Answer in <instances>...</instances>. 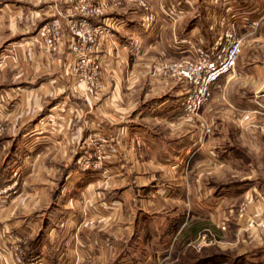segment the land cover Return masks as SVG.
I'll use <instances>...</instances> for the list:
<instances>
[{
    "label": "crops",
    "instance_id": "crops-1",
    "mask_svg": "<svg viewBox=\"0 0 264 264\" xmlns=\"http://www.w3.org/2000/svg\"><path fill=\"white\" fill-rule=\"evenodd\" d=\"M96 1L102 86L89 94L69 89L65 39L35 42L74 0L0 1V186L16 181L0 211V264H151L144 249L156 247L152 264H197L209 247L264 264V231L246 226L264 219V0H144L151 22L138 0ZM229 25L236 65L184 116V86L157 67ZM58 103L62 113L37 114ZM92 129L120 154L97 174L75 162ZM14 161L25 164L16 178Z\"/></svg>",
    "mask_w": 264,
    "mask_h": 264
},
{
    "label": "built area",
    "instance_id": "built-area-1",
    "mask_svg": "<svg viewBox=\"0 0 264 264\" xmlns=\"http://www.w3.org/2000/svg\"><path fill=\"white\" fill-rule=\"evenodd\" d=\"M144 10V21L151 22L154 15L149 11L144 0H138ZM103 4L96 0H76L70 6L60 10L56 7L52 17L42 22L36 29L35 42L46 49H54L62 40H66V47L72 58V78L75 89L88 94L99 90L102 86L103 63L95 55V49L104 34L100 25L92 22L102 11ZM190 56H181L175 60L161 63L157 73L162 77L173 78L183 86V94L179 107L184 116L197 113L208 100L210 89L226 75L231 73L240 54L241 41L236 36L233 25L224 28L211 44H197L192 46ZM209 128L205 127V132ZM95 145L86 151L81 159L84 167L90 166V159L95 167H100L110 155L118 152L115 142L104 130H94L85 138V144ZM88 152V153H87ZM103 161V162H102ZM18 167H14L11 176L16 178ZM16 181L6 186H0V211L10 193L15 190ZM246 226H255L264 230V219L254 218L246 220ZM224 229V224L220 226ZM22 251L16 248L14 259L20 261Z\"/></svg>",
    "mask_w": 264,
    "mask_h": 264
},
{
    "label": "rangeland",
    "instance_id": "rangeland-1",
    "mask_svg": "<svg viewBox=\"0 0 264 264\" xmlns=\"http://www.w3.org/2000/svg\"><path fill=\"white\" fill-rule=\"evenodd\" d=\"M0 1H5V0H0ZM75 1L76 0H74V2L73 3H75ZM145 2V1H144ZM63 7H64V5L62 6V5H60V7H59V9L60 10H63ZM66 7V6H65ZM177 58H179V57H177ZM176 58V59H177ZM172 60H175V59H171V60H169V61H172ZM69 89L71 90V91H73V92H76L77 94L80 92V91H77L76 89L75 90H72V87L70 86L69 87ZM96 91H99V90H93V92H96ZM93 92H90V93H93ZM87 94V93H86ZM89 94V93H88ZM61 95L62 94H60V97H61ZM58 101V100H57ZM59 102V101H58ZM206 103V102H205ZM204 103V104H205ZM203 104V105H204ZM50 105V104H49ZM49 105L48 106H46V107H44V109H43V111L42 112H40V113H37V114H41V115H46V114H52V115H54V114H56L57 112L58 113H62L60 110H59V108L60 109H62V111L63 110H65V104L64 105H62V103L59 105V103L56 105V107H49ZM202 105V106H203ZM57 106H59L58 108H57ZM201 106V107H202ZM200 107V108H201ZM57 110V111H56ZM39 116V115H38ZM36 118H38V117H36ZM3 127H2V125H1V123H0V131H2L3 129H2ZM219 129H222L223 131H224V129H225V131H226V128L224 127V125H223V127L222 128H219ZM94 130H101V129H92L91 131H89L86 135H85V138H87L88 137V134H90L92 131H94ZM204 131H205V127H204ZM0 134H1V132H0ZM84 142H85V139H84ZM95 144L91 141L90 143H89V145H86L85 143H84V147L85 148H82L81 150H80V152L78 153V154H76V164H77V166L79 167V168H81V169H84V170H86V171H89L91 174L93 173V174H97V173H99V169L101 168V166H103L105 163H111V162H115V160L114 159H116L117 157H118V155H119V157H120V154H119V150H118V152H116L115 154H113V155H110L107 159H105V160H103L102 162V164H101V166L100 167H95V166H93L92 165V163H93V161H94V158L92 157L91 159H90V161H89V163H90V166L89 167H84L83 168V163L81 162V159H82V157H83V155H84V153H85V150L86 151H88L89 152V150H91L93 147L92 146H94ZM92 151V150H91ZM87 152V153H88ZM86 154V153H85ZM27 156H31V155H27ZM10 159H9V155H6V159H4V161H9ZM13 163V167H12V169H10L9 171H10V175H11V171L14 169V167H16V163L17 162H12ZM19 164V163H18ZM22 164V165H21ZM17 167H18V170H17V172H16V177H18L19 176V174L20 173H24V171H25V164H24V162H21L20 164H19V166L17 165ZM241 175H244L243 174V172H239L238 173V176H241ZM226 176H227V174H226ZM251 219H254V218H251ZM156 220H160L161 222H162V218H156ZM248 220V219H247ZM262 231H264V230H262ZM155 249V250H154ZM154 249H152L151 251H150V253H148V251H147V249H144V256H145V259H147V263H153L152 261H154L155 263H157L158 261H159V258H160V252L162 251L161 250V248L160 247H156V248H154ZM239 252H236V250H231V251H226V250H218V249H215V248H212V247H209V248H207V249H204L203 250V252H202V256H204L205 257V260L203 261V264H222L221 263V261L223 262V264H240V258L241 257H239L237 254H238ZM213 257V258H212ZM240 259V260H239Z\"/></svg>",
    "mask_w": 264,
    "mask_h": 264
},
{
    "label": "trees",
    "instance_id": "trees-1",
    "mask_svg": "<svg viewBox=\"0 0 264 264\" xmlns=\"http://www.w3.org/2000/svg\"><path fill=\"white\" fill-rule=\"evenodd\" d=\"M213 258V257H212ZM205 260V257L202 256L201 259L197 260V264H203V261ZM222 262V261H221Z\"/></svg>",
    "mask_w": 264,
    "mask_h": 264
}]
</instances>
